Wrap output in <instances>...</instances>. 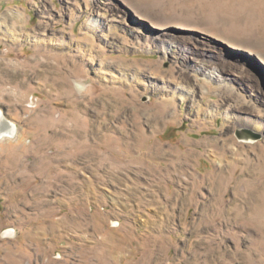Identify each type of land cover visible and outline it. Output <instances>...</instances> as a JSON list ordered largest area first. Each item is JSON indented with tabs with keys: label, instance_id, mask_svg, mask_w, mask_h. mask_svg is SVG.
<instances>
[{
	"label": "rangeland",
	"instance_id": "374dc122",
	"mask_svg": "<svg viewBox=\"0 0 264 264\" xmlns=\"http://www.w3.org/2000/svg\"><path fill=\"white\" fill-rule=\"evenodd\" d=\"M0 117V264H264V0H0Z\"/></svg>",
	"mask_w": 264,
	"mask_h": 264
},
{
	"label": "bare ground",
	"instance_id": "6f19581e",
	"mask_svg": "<svg viewBox=\"0 0 264 264\" xmlns=\"http://www.w3.org/2000/svg\"><path fill=\"white\" fill-rule=\"evenodd\" d=\"M14 132L15 125L5 120L4 117H0V138L1 136H13Z\"/></svg>",
	"mask_w": 264,
	"mask_h": 264
}]
</instances>
